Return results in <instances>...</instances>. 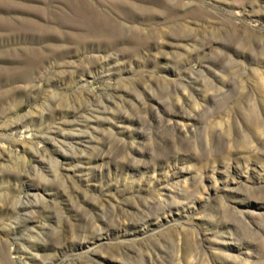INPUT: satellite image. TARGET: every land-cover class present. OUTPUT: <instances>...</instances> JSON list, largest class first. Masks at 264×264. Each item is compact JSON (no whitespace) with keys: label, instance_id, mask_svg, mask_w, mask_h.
<instances>
[{"label":"rangeland","instance_id":"rangeland-1","mask_svg":"<svg viewBox=\"0 0 264 264\" xmlns=\"http://www.w3.org/2000/svg\"><path fill=\"white\" fill-rule=\"evenodd\" d=\"M0 264H264V0H0Z\"/></svg>","mask_w":264,"mask_h":264}]
</instances>
